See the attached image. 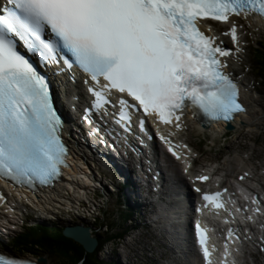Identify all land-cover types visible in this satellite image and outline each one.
<instances>
[{
  "label": "snow or ice",
  "instance_id": "snow-or-ice-1",
  "mask_svg": "<svg viewBox=\"0 0 264 264\" xmlns=\"http://www.w3.org/2000/svg\"><path fill=\"white\" fill-rule=\"evenodd\" d=\"M6 5L11 7L0 10V178L48 184L67 155L48 84L21 47L42 64L63 61L67 69L85 73L94 108L113 103L110 97L117 95L118 123H130L132 113L142 111L167 124L179 121L176 113L188 106L211 120H229L245 110L238 85L218 58L230 51L205 35L198 21L264 18V0H6ZM225 35L238 45L235 24ZM218 197L202 199L223 207ZM195 231L205 264H211L205 231L199 223ZM0 264L28 262L0 254Z\"/></svg>",
  "mask_w": 264,
  "mask_h": 264
},
{
  "label": "rangeland",
  "instance_id": "rangeland-1",
  "mask_svg": "<svg viewBox=\"0 0 264 264\" xmlns=\"http://www.w3.org/2000/svg\"><path fill=\"white\" fill-rule=\"evenodd\" d=\"M248 34H249V37L247 36L249 39L248 45L252 53L256 48L259 47L260 43L264 44V36L258 38V36H254L253 34H250V32H248ZM247 58H248V53H247ZM254 63H255V59L251 57L249 61L246 60L245 64H243V69H244L243 72H245L246 75L248 76V79L245 82L248 85L247 87L248 89L246 90V92H247L248 98L250 99L249 101L253 100L251 101V103H252V108L254 109V114L251 116V118L254 122V126L252 128L251 127L246 128L248 126H245L243 128L236 127L233 131L230 132V135H228L226 138L225 137L222 138L221 136L216 135L214 133H210L209 135L200 133L199 128H195L193 126L194 124L190 122V127L192 128L190 129V127L188 126L190 129L188 130L189 131L188 133H190V139L192 140L193 144L199 145L197 147L198 150H195L197 152L192 153V155H194L195 157L199 158L200 160L202 159L204 161H209V160L213 162L216 161L218 163L217 166H220V164L222 165V167L224 168V172H227L228 174H230V170H231L233 171L232 172L233 174L235 173V175L230 176L231 178H234L235 176H237V174H239V173L236 174L238 170H235V168H238L239 170L244 169V171L242 172H246L249 176H250V173H255V170L260 168L257 174L261 176V181L262 183H264V82H260V80H258L260 82L258 83L256 77L253 75L251 68H252V64ZM248 65L251 66L250 69L248 68ZM254 79L256 80L255 82H254ZM252 83L256 87L255 91L253 90L250 91V89H253ZM198 152L200 153V155H198ZM116 191H118V188ZM86 192H84V190L81 192L82 198L87 196V198L85 199L86 201L84 203V206L91 208V209L85 208L86 213L88 214L90 212H95V210L92 211V208L95 207L98 209L99 213L101 214L100 216H97V217L103 218L104 214L106 213L105 209H107V212L109 211L108 213L109 224L114 225L117 228L115 229V232L118 230H123L122 228H126L127 226H131L130 229H132V227L136 228L137 226H142L139 223V221H135V219H133L131 222L129 221L127 224L123 223V218H124L123 209L126 210V207L124 204L127 203V200L125 198L120 199V201H118V203L120 204V209H119V207L115 203L114 197H112L113 201L111 202L110 206H108L109 204L106 205V201L108 200L110 202L112 199L110 198L108 194H105V198L102 199L104 201V205L102 203H98L99 205L97 206L96 204L98 201L95 200L96 202L95 204L94 201L91 200L90 194ZM74 196H75L74 199L75 201L77 200V202L81 199V197L77 199L78 197L76 196V194H74ZM65 197H67V195ZM94 197H96V195ZM71 199H73V196H71L69 200L64 198V200L67 203L66 204L67 206H68V203L71 202ZM87 202L89 203L88 205H87ZM75 205L77 204L75 203ZM9 207L10 206H8V209H10ZM8 211L12 212V210H8ZM26 211L27 210L23 208L22 212L26 213ZM17 213L18 215H20L19 214L20 212H17ZM11 215H16V214L14 213ZM70 216L72 218L70 221H72L74 225L77 226L78 224H80L77 221L78 219L74 218L73 215H70ZM65 219H66V222L62 220H58L57 222H60V224L65 223V225H67L68 218L65 217ZM10 220L15 222L13 225L17 226L19 230L18 232H20L24 228L23 227V223L25 224L24 221L28 222L29 224H33L37 222L36 218L31 217V216L25 217V219L18 216V220L12 219V218ZM93 220L94 218L91 220H88V222L92 223ZM141 220L142 219H140V221ZM40 222H43V221H40ZM18 232L11 233L9 237L7 238V240L8 239L10 240L12 237H15V234H17ZM115 232L114 231L110 232V234L115 233ZM133 233L135 232H130L129 235L132 237ZM138 235H139V238L141 237L139 239L141 243L140 248L143 250L146 247H148L146 253H144L143 251L140 252L141 255L144 256L142 260L143 264H150V262L153 263L152 261L153 258H157V260H159L160 254L158 255L157 253L156 255L155 254L153 255L150 252L149 234L144 233L142 235L140 234ZM150 236L153 239L155 237V232H150ZM7 240H4V243H7L8 242ZM127 241H128V238L126 240L124 239L123 241H116L115 244L111 242L106 243V245L103 246L97 253L98 255L97 257L99 261L102 262L103 264L117 262L118 259L119 260L121 259L119 258L118 253H122V256H123L122 261H124L125 263L129 262L131 264L132 263L136 264L137 259L134 256V254H137V252H135L134 250L136 246H131V244L129 243L130 241L129 242ZM1 242L2 241H0V243ZM153 242L156 245L157 241H153ZM124 243H126L127 245L126 250H123L124 249L123 247L125 245ZM128 244L130 245L128 246ZM26 258L31 259L33 257L27 256ZM33 259L34 260L36 259L38 262H41L42 260L44 261L49 260L50 264H54L52 260L49 258L35 257ZM139 260L140 259H138V261ZM257 260H258V264H264V250L262 251L261 254L258 255Z\"/></svg>",
  "mask_w": 264,
  "mask_h": 264
},
{
  "label": "bare ground",
  "instance_id": "bare-ground-1",
  "mask_svg": "<svg viewBox=\"0 0 264 264\" xmlns=\"http://www.w3.org/2000/svg\"><path fill=\"white\" fill-rule=\"evenodd\" d=\"M241 16L243 18H245L243 15H241ZM241 16H239L238 18H241ZM238 18L232 17L230 19L232 21V23H225V24H227V29H226L225 33H228L229 32V30L233 26V24L236 25V27H237V35H238V45L233 43L230 35H219L220 32H221V26L220 25L215 26L213 28V30L209 31V33L212 36H215L216 38H218L219 43L221 45L225 46L227 43H230L231 46H232V48H233L231 50V52H230L231 54L228 57L223 58L224 65H225L224 69L228 73H233V74H236L237 76H238V73L239 74L244 73V76L246 78H248L247 75H246V73L243 72L244 71L243 64H245L246 60L249 61L250 58H251V54H253V53H251V51H249V45L247 43V41L249 40L248 39V37H249L248 32H250V34H253L254 36H258V38L264 36V22L261 21L260 19L255 18L254 16H250L249 15L247 18H245V22L243 24L242 23L243 21L241 19H238ZM237 49H239V51ZM247 53H248V58H247ZM239 66H241L242 68L239 67ZM246 80L247 79H241L240 80L241 82L240 81L239 82L242 83V85L244 87V90H243V95H244L243 96V102L248 106L249 111H248L247 114H244V115H242V116H240V117L237 118V120L232 125V129L233 130L236 127L237 128H239V127L240 128H243L245 126H248L246 128H250V127L252 128L254 126V122H253V120L251 118V116L254 114V109L252 108V103H251V101H253V100L249 101L250 99L247 97V92H245L246 91L245 90L246 87L244 86L245 85L244 82ZM249 104H250V106H249ZM63 107L66 108L64 106V104H63ZM174 121H176V120H174ZM190 122L193 123L190 119L189 120H186L184 117L183 118L181 117V119H180L179 122H174L173 124H171V125L168 124V126H167L168 130L170 131V133H172V135H175L176 140H178L181 145H183V146L186 147V150H187L188 154L190 152L196 153L197 151H195V150H198L197 146L195 144H193L192 140L190 139V133H188L189 132L188 130H190L192 128V127H190ZM177 123L180 125L179 128L176 127V124ZM193 124H194L193 126L195 128H199L200 133H203V134L207 135V133H205L206 131L202 128V126L198 125L197 123H193ZM188 126L190 127V129H189ZM225 127H227V125H225ZM210 130H213V131H216V132L219 131L222 134H226V133H229L230 134V132L233 131V130L228 131L223 126L221 127V126H218V125L212 126L210 128ZM185 131H187V132L185 133ZM178 141H175V142H178ZM89 142H91V141H89ZM94 144H96V143H94ZM90 148L92 149V151H96V154H92L91 156L96 157V155H97V147L94 146V147H90ZM177 152L178 151H176V153ZM100 154H101V157H102V155L106 154V152L101 151ZM191 157L193 158V164H195L194 166H195V168L197 170H198V166L199 165H201V166H204L205 165L204 164V161L202 159L201 160L200 159H194L195 156L192 155V154H191ZM113 162H114L115 165H117L120 168V170H122V169H124L126 167V166H124L123 161H119L115 157L113 158ZM172 162H173V166L175 168V171H177V169L179 171L178 162L177 161H173V160H172ZM249 162H251V161H249ZM208 163H213V165H214L216 163V161L213 162V161L209 160ZM82 166H83V164H81V163L79 164L76 161V159H74L72 161V169L73 170L70 171V176H69L68 182H66L64 180V183H62V185L59 186V189H63V191L62 192H58L59 190L57 188V189H55L56 192H54V190H53V191H50L48 194H45L44 195L46 197L45 203H48L51 207H53L54 208V211L60 210L58 208H65V207L68 208L70 206V202L68 203V206H67L66 205L67 203L64 200V198L67 199V200L70 199V198L65 197L66 195H69L67 191H71V192L73 191V193L76 194V196L78 198H80L81 192L83 190L85 192V186H84V184H92V182L94 180H96L90 174V166H84V167H82ZM135 167L137 169V166L136 165H135ZM210 167H212V166L210 165L209 168ZM138 169H139L138 170L139 176H140V173L147 174V176H149L151 178V180L152 179H153V181L155 180V183L153 182V184H154L153 186L154 187H157V185H156V179H155L154 174H152V172H149L148 173L146 169L145 170L144 169H141V167H138ZM235 170H238L236 172V174L239 173V174H237V176L244 174V172H242V171H244V169L243 170H239L238 168H235ZM159 171L160 172L158 173V175L159 174H162L161 176H163V173L165 174V170H163L162 168H160ZM115 172H117V179H111V178L108 179L111 182V184H109V186L111 187V190L108 191V193L110 195H115L121 189V186L124 185V183H122L121 181H123L126 178H128L127 174H125V173H122V172H120L118 170H115ZM232 172L233 171H231V170H230V174H228L227 172H224V168L220 164L219 167H215V170L211 171V173H216V174H213L212 175L209 170H207L206 173H201V174H207L206 177H209L208 176V174H209L211 180L215 176H220V178L223 179L224 186L227 187V188H229L232 185L231 182H238L237 176H235L234 178H231L230 177V176L235 175V173L233 174ZM223 174H225V176H223ZM158 177L160 178V176H158ZM178 177H180L183 180L182 171H181V174L179 173ZM246 177L254 180L252 184H257V187H255V185H253L254 188H256V189H259L260 188L261 189L262 186L264 187V183H262L261 176H259V174H257V173H250V176L248 174H246V175H244L243 178L246 179ZM70 179L72 181H70ZM140 179L141 180H145V176L140 177ZM204 181H206V180H204ZM98 182H99V184H97L96 186L99 187V188H102L104 186V184L106 183V182H101V181H98ZM142 182H147V181H142ZM257 182H259L260 185ZM211 186H212V182H211ZM117 188H118V191H116ZM80 190H82V191H80ZM105 191L107 193L106 187H105ZM146 191L147 190H145L144 188H142L141 191H136V190H131L130 191L131 198L133 199V201L135 202V204L139 203V199H140V196H141L139 193H144ZM258 192H260V191H258ZM12 196L13 195L10 192H7V190H5L4 188H2L1 185H0V197L2 198L1 201L3 199H6V201L4 203L5 204L4 208L8 209V206L7 205L10 206L9 203L12 200V198H11ZM52 198H54L55 200L58 199V201H52ZM51 202L56 203V206L54 207ZM35 206L40 207L41 204L39 203V205H35ZM43 207H44V205H43ZM11 209H13V208H11ZM139 209L143 210V206L142 205L139 206ZM134 213L139 218V219H137L135 221H140V219H142L140 222H143L142 212L135 210ZM167 215L168 216H172L173 218H176V215L177 214H176V211L173 212L172 210H169L167 212ZM260 221H262V220H260ZM68 226H70L69 223H68ZM164 228H167V227L165 226ZM182 234L183 235H186L185 231ZM169 235H170V233L167 232L166 233L165 240L168 239ZM140 238H139V236H135L132 241H130V242L127 241V242H129L131 244V246H136V248L134 249L135 252H137V254H134L135 258L137 259L136 260V264H143L142 260L144 258V256L141 255V253H140L142 250L138 247V245H139L138 242H140L139 241ZM187 239H188V237H187ZM250 239H252V238L250 237ZM188 241H189V239H188ZM189 242H194V239H191L190 238V241ZM130 244H128V246ZM246 249L247 250H251L249 247L246 248ZM159 251L160 250H158V252ZM232 251H233V253H235L233 249H232ZM163 253L166 254L167 251L164 249V252ZM231 253H232L231 251H228V254L230 256H231ZM187 254L191 255L190 252H188ZM166 255L169 257V259H168L167 262H166V260L164 258V254L163 255L161 254L159 260H157V258H153V260H152L153 263L150 262V264H167V263L168 264H184V261L181 258L180 253L177 251V249L175 247L173 248L172 251H169ZM118 256H119V258H121L120 260H121L122 264H131L129 262L125 263L124 261H122L123 260L122 259V257H123L122 256V253H118ZM222 257L224 259L227 258V256H225V255H222ZM138 259H140V260L138 261ZM42 261H44V260H42ZM253 261L255 262V264H258V260H256V257H254ZM44 262H46V264H50L49 263V260H45ZM246 263L249 264L248 257L246 258L245 264ZM40 264H41V262H40ZM132 264H135V263H132Z\"/></svg>",
  "mask_w": 264,
  "mask_h": 264
},
{
  "label": "trees",
  "instance_id": "trees-1",
  "mask_svg": "<svg viewBox=\"0 0 264 264\" xmlns=\"http://www.w3.org/2000/svg\"><path fill=\"white\" fill-rule=\"evenodd\" d=\"M261 45V48L256 49L254 55L255 62L257 63L254 70L256 75H258L261 80H264V44ZM125 222L126 219L124 220V224ZM99 223L98 227L96 226L95 228L96 230H102V228L105 227L100 220ZM62 231L63 229H46L39 227L34 230L33 234H24L22 238H18L17 243L13 244L10 250L13 255L21 257L32 256L49 258L54 264H103L97 257L98 251L105 242L116 240V238L119 237V235H113L117 233L120 234L119 232L110 234V232H115V228L109 225V229L102 233L105 234V236L101 234L96 235L99 242L97 250L92 254H88L80 244L63 236ZM122 236L123 235H121V237Z\"/></svg>",
  "mask_w": 264,
  "mask_h": 264
},
{
  "label": "water",
  "instance_id": "water-1",
  "mask_svg": "<svg viewBox=\"0 0 264 264\" xmlns=\"http://www.w3.org/2000/svg\"><path fill=\"white\" fill-rule=\"evenodd\" d=\"M63 234L83 246L87 253H93L98 246L97 239L92 236L91 229L88 227L82 225L69 227L66 228Z\"/></svg>",
  "mask_w": 264,
  "mask_h": 264
}]
</instances>
